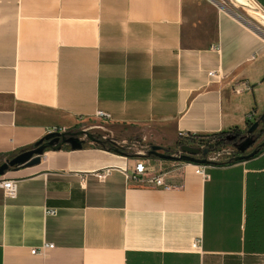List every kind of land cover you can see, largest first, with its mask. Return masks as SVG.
<instances>
[{"label":"crops","instance_id":"crops-1","mask_svg":"<svg viewBox=\"0 0 264 264\" xmlns=\"http://www.w3.org/2000/svg\"><path fill=\"white\" fill-rule=\"evenodd\" d=\"M251 1L234 0L264 29ZM263 113L264 37L211 0H0V158L91 119L178 149ZM145 160L171 171L164 185L127 181ZM197 165L95 141L46 150L0 176L18 183L16 198L0 187V264H264V150L206 164L209 178Z\"/></svg>","mask_w":264,"mask_h":264},{"label":"water","instance_id":"water-1","mask_svg":"<svg viewBox=\"0 0 264 264\" xmlns=\"http://www.w3.org/2000/svg\"><path fill=\"white\" fill-rule=\"evenodd\" d=\"M215 4H217L220 8L227 10L228 12L232 13L235 17L245 23L247 26L255 30L261 36L264 37V29L260 27L258 24L252 22L246 15L242 14L235 8H230L219 0H211ZM262 126L264 128V113L260 116V120L254 122L248 129L247 133L250 135L244 142H242L239 147L238 151L240 152H247L251 147L252 144L255 143L253 138V134L258 131V129ZM86 135L88 139L95 141V137L92 133L87 132L85 130H80L77 132H50L45 136V139L35 148L29 149L24 151L10 160H6L2 164H0V176L4 175L7 171L11 168H17L19 166H33L39 164L41 162V156L46 152L48 148L53 150H59L63 147L64 144H70L72 149H80L83 147L85 142L84 138H81L80 135ZM208 153V149H201L199 147H195L192 145L184 144L181 146V154H171L166 151V149L152 145L151 149L148 151V156H156L158 158L164 160H171V161H187L193 162L197 164H210L209 159L205 157H199V155L205 156ZM257 154V150H253L247 155H243L240 158H250Z\"/></svg>","mask_w":264,"mask_h":264},{"label":"built area","instance_id":"built-area-1","mask_svg":"<svg viewBox=\"0 0 264 264\" xmlns=\"http://www.w3.org/2000/svg\"><path fill=\"white\" fill-rule=\"evenodd\" d=\"M211 75H215L217 74V71H211L210 72ZM249 86L247 84H245V86H238L234 88V92L236 93H240L242 92L244 89H248ZM99 117L103 118V119H108L109 115L106 114L105 112H98L97 114ZM254 115V112L249 114V117L252 118ZM67 131L64 128H55L52 132H65ZM181 136L183 137V139L185 140V144L188 145H196L195 143H192L190 141V138L192 137L189 134H181ZM151 149V147H150ZM149 149V150H150ZM148 153V152H147ZM147 153H143L142 156H144L145 158H148L149 156L147 155ZM176 155H180L181 154V147L178 150V153H175ZM179 162H185V161H179ZM206 164H198L197 165V172L201 175H203L205 178H209V174L206 171ZM113 171L112 167H106L103 168L100 171H97L96 174L99 177V180L101 182L105 181V179L107 178L108 175H110ZM171 171L165 168H158L157 166H155V164H153L151 161H138L133 172L130 174L128 172V170H124V173L126 175V179L127 181H131V182H135L137 184H146V183H151V184H156V185H164L165 184V178L169 175ZM0 187L4 190L5 195L8 198H16L18 195V183L16 180L14 179H2L0 181ZM56 210L55 209H49L48 213L49 214H56ZM202 246V240L201 238H197L196 240H194L193 244H192V248L193 249H198ZM55 247L54 243H44L39 247H35L33 248L31 251L33 254H39L42 256H47L48 252L50 249H53Z\"/></svg>","mask_w":264,"mask_h":264},{"label":"trees","instance_id":"trees-1","mask_svg":"<svg viewBox=\"0 0 264 264\" xmlns=\"http://www.w3.org/2000/svg\"><path fill=\"white\" fill-rule=\"evenodd\" d=\"M252 124H253L252 123V120L251 119H248L247 120V126L244 129H241V128H239V127L236 126V127L232 128V129H230L228 131H222V132H220L218 134L210 135V136H215L216 137V140H215V144L209 146V150L210 151L219 150V149H221V147H224V146H227V145H232L233 147H235L238 150L239 145L242 142H244L246 140V138H248L250 136V135H248L247 131H248L249 127ZM68 131L77 132V131H80V130H78V128H71V129H68L65 132H68ZM263 135H264V129L255 132L253 134V138L255 140V143L254 144H256L261 139V137ZM191 136L192 137L190 138V141L192 142L193 139H195L194 138L195 136H193V135H191ZM94 137H95L96 144L98 146L104 148V149L111 150V151H115V152H118V153L129 154L128 152L124 151L123 149L117 147L115 145L116 142L114 141V139L104 138V137H102L100 135H94ZM44 139H45V137H43L42 139L38 140L37 142H35L31 146L21 149L19 152L15 153V154H11V155H9L7 157H1L0 158V164H2L3 162H5L6 160L12 159L16 155H18V154H20V153H22L24 151H27L29 149H33V148L37 147L42 142V140H44ZM86 141H92V140L88 139ZM140 141H142V140H140ZM185 143H186L185 140H183L179 144V147H181ZM254 144H252V147L254 146ZM151 146L152 145H150V146L149 145H146V152L149 151V149H150ZM64 147L71 148L70 144H64L62 148H64ZM49 149L50 148H48L47 150H49ZM164 149H166V151L168 153H172V152H175L176 151V149H172V148H164ZM253 150H257V154L260 153L261 151H263L264 150V139L261 140L255 146V148ZM249 153L250 152H240V151H238L237 153H235L234 156L230 157L229 159H227L225 161L218 162V163H230V162H234V161H237L238 159H241L240 158L241 156L247 155ZM129 155H131V154H129Z\"/></svg>","mask_w":264,"mask_h":264},{"label":"rangeland","instance_id":"rangeland-1","mask_svg":"<svg viewBox=\"0 0 264 264\" xmlns=\"http://www.w3.org/2000/svg\"><path fill=\"white\" fill-rule=\"evenodd\" d=\"M219 1L221 3H223L224 5H226L230 8H235L238 11H240L242 14L246 15L245 10L241 7L236 6L234 0H219ZM249 1L251 2L252 6L257 9V6H255V4L251 0H249ZM260 116L256 119H253L252 123L260 120ZM96 122H97L96 120L91 119L88 122L81 123V128H78V130H85L87 132L92 133L93 135H100L103 137V135L100 134L98 131V130H103V129L91 128V126H93V124L96 125L95 124ZM263 129L264 128L262 126H260L258 131L263 130ZM81 138H84L85 141L88 140L86 135L82 136ZM104 138L114 139V141L116 142L115 145L117 147L123 149L124 151L128 152L129 154L132 153V154H137L138 156H142L143 153L146 152V145L143 143V141H140L141 140L140 138H130L127 140H121L119 138L112 137V136H107ZM194 138L195 139H193L192 143L196 144V145H194L195 147H199L201 149H206V148L208 149V153L205 156H203L201 154V155H199V157H205V158L209 159L210 163H218V162L225 161V160L229 159L230 157L234 156L235 153L238 152V150L235 147H233L232 145H227V146L221 147V149H219V150L210 151L209 146L215 144V140H216L215 136L203 135V136H195ZM263 139H264V135L261 137V139L256 144H254V146H256ZM253 147H251L250 149H252ZM179 149H180V147L178 149H176L175 152H172L171 154L178 153ZM250 149H249V151H250ZM249 151H247V152H249Z\"/></svg>","mask_w":264,"mask_h":264},{"label":"flooded vegetation","instance_id":"flooded-vegetation-1","mask_svg":"<svg viewBox=\"0 0 264 264\" xmlns=\"http://www.w3.org/2000/svg\"><path fill=\"white\" fill-rule=\"evenodd\" d=\"M81 137L84 136V134L80 135Z\"/></svg>","mask_w":264,"mask_h":264}]
</instances>
